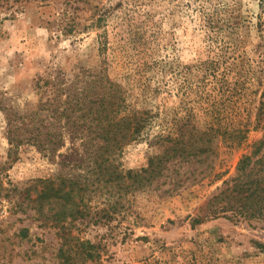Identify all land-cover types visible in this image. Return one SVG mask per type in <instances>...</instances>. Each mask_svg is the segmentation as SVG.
<instances>
[{
	"label": "rangeland",
	"instance_id": "374dc122",
	"mask_svg": "<svg viewBox=\"0 0 264 264\" xmlns=\"http://www.w3.org/2000/svg\"><path fill=\"white\" fill-rule=\"evenodd\" d=\"M0 3V163L9 149L2 107L37 112L49 102L46 108L55 109L67 96L77 98L83 80L102 71L122 85L130 105L154 115L148 135L117 159L125 172L141 169L149 156L161 153L164 146L153 138L168 132L182 110L196 114L201 126L241 122L251 130L240 149L221 143L207 179L171 195L114 189L87 196L83 207L91 213L76 223L81 226L75 235L107 244L100 264H264V229L224 218L193 224L223 180L235 174L248 146L261 137L254 127L264 83V0ZM66 23L76 26L62 35ZM223 73L234 76L224 97ZM47 80L51 83L41 87ZM65 146H72L71 140ZM57 163L23 147L8 180L23 185L53 178ZM84 167L70 164L66 172L82 173ZM9 217L5 204L0 208V220L8 218L0 228V264H52L47 243L55 247L60 241L54 231L32 224L31 241L16 237L28 221L21 223L20 213Z\"/></svg>",
	"mask_w": 264,
	"mask_h": 264
},
{
	"label": "trees",
	"instance_id": "16d2710c",
	"mask_svg": "<svg viewBox=\"0 0 264 264\" xmlns=\"http://www.w3.org/2000/svg\"><path fill=\"white\" fill-rule=\"evenodd\" d=\"M63 24L64 19L59 26ZM75 26V23H66L61 34L72 33ZM66 27L70 29L66 31ZM91 77L83 80L80 97L67 96L55 109L46 108L49 102L41 104L37 112L2 107L9 149L7 160L0 163V208L7 204L9 218L20 213L24 219L18 220L28 221L29 227L21 228L14 234L16 237L31 241L28 238L32 224L38 229L54 231L60 241L55 247L47 243L53 250L50 251L52 264H100L107 244L75 235L81 226L76 223L91 213L83 207L87 196L102 191L112 193L114 189L117 193L152 189L171 195L207 179L214 172L221 143L240 149L251 131L241 122L232 125L223 121V127L215 123L201 126L196 114L189 109L182 110L183 113L174 115L168 132H160L153 138L155 144L164 146L161 153L149 156L141 169L125 172L116 165L117 159L125 147L148 135L154 115L147 109L130 105L122 85L111 80L104 71ZM233 80L234 76L223 73V97L231 91L228 84ZM50 83L47 80L41 87ZM261 86L254 127L261 137L248 146L237 163L235 174L223 180L200 209L194 225L224 218L235 224L247 223L250 227L264 229V83ZM62 105L70 107L62 109ZM55 122L63 124L57 127ZM68 139L72 142L70 147L65 146ZM26 146L49 159L57 158L60 168L57 176L23 185L9 181L8 171ZM70 164L85 167L82 173H68L66 167ZM7 219L0 220V228ZM41 242L44 243V239Z\"/></svg>",
	"mask_w": 264,
	"mask_h": 264
}]
</instances>
